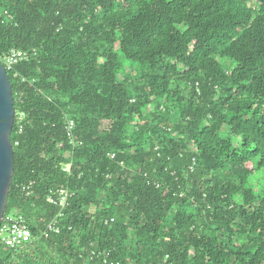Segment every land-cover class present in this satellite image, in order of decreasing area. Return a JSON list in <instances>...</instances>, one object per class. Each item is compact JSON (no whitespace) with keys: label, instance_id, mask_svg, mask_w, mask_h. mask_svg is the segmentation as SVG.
I'll return each mask as SVG.
<instances>
[{"label":"trees","instance_id":"trees-1","mask_svg":"<svg viewBox=\"0 0 264 264\" xmlns=\"http://www.w3.org/2000/svg\"><path fill=\"white\" fill-rule=\"evenodd\" d=\"M13 49L0 264H264V0H0Z\"/></svg>","mask_w":264,"mask_h":264},{"label":"built area","instance_id":"built-area-1","mask_svg":"<svg viewBox=\"0 0 264 264\" xmlns=\"http://www.w3.org/2000/svg\"><path fill=\"white\" fill-rule=\"evenodd\" d=\"M28 57V53L21 50L13 49L8 54H0V63L4 65L6 70H10L13 66L23 59ZM24 114H21L23 117ZM67 136L74 146L81 144L77 141L75 132V122L69 120L67 123ZM71 164L67 165L65 171H71ZM28 187H24L27 190ZM29 189V188H28ZM71 196L70 191L67 188H61L58 192H52L48 196V201L51 204L61 206L64 208L67 205L68 198ZM55 223L49 225L50 231H57L59 229L55 227ZM46 237L48 233L44 234ZM36 238L33 236L31 227L27 219L22 215H7L3 217L0 223V246L7 247L11 250L18 251L19 249L32 244ZM113 264V262H111ZM10 264H21L18 262H12Z\"/></svg>","mask_w":264,"mask_h":264},{"label":"water","instance_id":"water-1","mask_svg":"<svg viewBox=\"0 0 264 264\" xmlns=\"http://www.w3.org/2000/svg\"><path fill=\"white\" fill-rule=\"evenodd\" d=\"M16 118L14 95L9 74L0 63V223L14 175V148L11 133Z\"/></svg>","mask_w":264,"mask_h":264},{"label":"rangeland","instance_id":"rangeland-1","mask_svg":"<svg viewBox=\"0 0 264 264\" xmlns=\"http://www.w3.org/2000/svg\"><path fill=\"white\" fill-rule=\"evenodd\" d=\"M13 212H16V211H13Z\"/></svg>","mask_w":264,"mask_h":264}]
</instances>
